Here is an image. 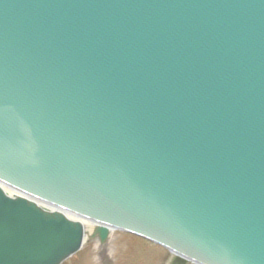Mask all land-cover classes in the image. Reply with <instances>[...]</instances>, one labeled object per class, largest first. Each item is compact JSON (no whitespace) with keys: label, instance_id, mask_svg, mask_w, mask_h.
Segmentation results:
<instances>
[{"label":"water","instance_id":"water-1","mask_svg":"<svg viewBox=\"0 0 264 264\" xmlns=\"http://www.w3.org/2000/svg\"><path fill=\"white\" fill-rule=\"evenodd\" d=\"M114 231L264 264V0H0V264Z\"/></svg>","mask_w":264,"mask_h":264},{"label":"rangeland","instance_id":"rangeland-1","mask_svg":"<svg viewBox=\"0 0 264 264\" xmlns=\"http://www.w3.org/2000/svg\"><path fill=\"white\" fill-rule=\"evenodd\" d=\"M170 254L130 234L114 232L108 245L89 242L64 264H167Z\"/></svg>","mask_w":264,"mask_h":264},{"label":"bare ground","instance_id":"bare-ground-1","mask_svg":"<svg viewBox=\"0 0 264 264\" xmlns=\"http://www.w3.org/2000/svg\"><path fill=\"white\" fill-rule=\"evenodd\" d=\"M7 192H8L9 194H12V193H11L12 191H10V190H8ZM86 227H87V229H88V232H90V231L92 230V228H93L92 226L87 225V224H86Z\"/></svg>","mask_w":264,"mask_h":264}]
</instances>
